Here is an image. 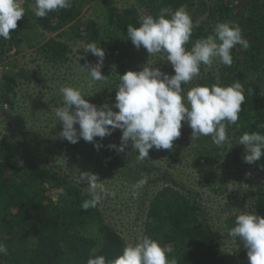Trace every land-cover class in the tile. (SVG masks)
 Wrapping results in <instances>:
<instances>
[{"label":"trees","instance_id":"obj_1","mask_svg":"<svg viewBox=\"0 0 264 264\" xmlns=\"http://www.w3.org/2000/svg\"><path fill=\"white\" fill-rule=\"evenodd\" d=\"M96 0H72V7L50 12L45 18L35 16V0H21L26 13L17 22L11 38H0V60L16 53L28 34L34 40L40 37L38 30L58 33L69 27L73 36L84 42H96L105 51L107 86L104 104L113 107L119 75L127 72L120 45L136 48L127 36V26H139V12L133 7L119 10L107 0H100L105 7L106 19L82 23L80 18L85 2ZM136 0L137 6L146 8L151 16L158 15L162 7L175 11L180 6L191 10L197 8L196 17L206 16L200 25L193 26L190 41L185 47L211 34L218 22L231 21L239 25L249 47L245 50L236 45L231 54L233 63L221 73L222 84L239 81L244 86L245 101L236 124L227 131L239 140L244 132H261L264 128V104L262 102V77L264 74V0ZM197 4V5H196ZM27 41V40H26ZM34 41V42H35ZM40 53L53 62L66 60L72 53L66 44L55 40L45 41ZM85 55L94 56L90 51ZM67 57V58H66ZM96 57V56H95ZM98 60V57H96ZM36 73H33L35 76ZM19 76L29 79L25 70L20 74L5 73L0 81V101L15 95ZM218 80L206 76L194 80L195 85H211ZM193 86V87H194ZM189 88L187 87V92ZM114 111L118 109L113 107ZM210 137V136H209ZM209 137L207 141L209 140ZM195 148L211 167L213 153L204 145L214 147L212 142L196 138ZM204 149L205 153L200 152ZM210 156V158H208ZM217 156H215L216 159ZM198 160V165H200ZM256 172L262 177V191L255 202L256 213L264 216V157L254 162ZM64 189V194L59 189ZM87 191L70 182L63 174L32 159L25 151L14 150L5 141L0 142V242L7 245V254H0V264H87L90 256L104 255L111 259L119 254L126 242L122 235L106 222L99 208L83 210L81 204L88 199ZM151 235L162 244L170 245L178 264H229L222 250L223 237L202 217L195 199L187 198L173 188H162L150 200L143 235ZM34 237L35 246L30 247L29 238ZM234 264H249L247 249L239 241Z\"/></svg>","mask_w":264,"mask_h":264},{"label":"rangeland","instance_id":"obj_2","mask_svg":"<svg viewBox=\"0 0 264 264\" xmlns=\"http://www.w3.org/2000/svg\"><path fill=\"white\" fill-rule=\"evenodd\" d=\"M107 2L119 10L135 7L139 15H151L146 8L137 6L136 0ZM188 11L193 26L206 20V16L196 17L197 8L194 6ZM105 15L104 5L96 0L88 4L85 2L80 18L84 24L95 20L104 25ZM37 32L40 35L37 41L33 34H28L27 41L24 40L16 53L11 52L6 60H0L5 73L20 74L23 69L29 77L24 80L19 76L15 95L0 101V142L9 143L14 150L25 151L32 159L44 162L85 191H88L87 182L81 183L79 174L85 171L97 174L109 190L116 192L115 197L104 198L99 208L106 222L122 235L126 243L143 236L150 200L163 187L173 188L175 192L195 199L202 217L223 237L225 260L234 264L240 240L229 237L228 231L234 226L239 211L257 212L255 202L262 191V177L256 172L255 163L248 164L243 160L244 146L237 144L238 140L229 132L228 140L222 146L204 145V149L213 153L211 160H217L208 167L204 156H199L194 141L200 138L211 144V137L208 141L204 136L193 137V131L186 122H182L181 135L173 141L172 149H150L148 158L143 161L137 159L138 150L132 149L131 142L123 152L109 147L120 145L122 131L119 129L103 139L96 137L93 142L82 138L76 144L68 142L59 136L62 123L55 117V109L62 106L60 88L65 85L80 87L91 95L85 99L99 107L104 104V98L108 99L107 93L103 94L107 80L93 82L89 88V76L84 67L94 66L97 59L85 55L84 42L73 36L72 29L66 27L58 33ZM49 40L68 45L72 53L59 63L50 61L39 51ZM119 49L127 71H140L147 64L174 74L166 52L150 55L143 47L127 49L123 45ZM103 68L106 69V64L101 69L106 76L107 70ZM224 68L218 58L211 66L202 64L200 74L182 87L185 91L187 87L192 88L194 80L202 76L211 75L221 80ZM33 73L36 75L33 76ZM261 84L264 104V74ZM94 144L101 145L99 150ZM204 149L200 152L205 153ZM198 160H201L200 165ZM142 178L146 179V184L138 190L134 189ZM134 190L138 191L135 197L132 195ZM29 244L30 247L35 246L34 237L29 238Z\"/></svg>","mask_w":264,"mask_h":264},{"label":"clouds","instance_id":"obj_3","mask_svg":"<svg viewBox=\"0 0 264 264\" xmlns=\"http://www.w3.org/2000/svg\"><path fill=\"white\" fill-rule=\"evenodd\" d=\"M72 7V0H35V16L45 18L50 12ZM21 0H0V38H11L12 30L25 14ZM138 27L129 24L127 36L139 49L143 47L152 55L166 52L174 74L160 68L144 65L140 71L129 70L119 75L114 108L108 104L97 106L85 99L82 88L65 85L60 88L62 106L55 109V117L62 123L59 136L72 144L79 139L93 142L103 139L119 129L122 131L119 146L110 148L123 152L131 142L138 150L137 159L145 160L150 149H172L173 141L180 137L182 122L193 131V137H211L217 147L228 140V126L237 124L245 101L244 86L239 81L229 85L219 80L211 85H197L185 92L187 85L200 74L201 65L211 66L215 59L231 66L232 49L240 45L249 47L238 24L231 21L218 22L212 33L197 39L190 49L187 45L193 33V21L185 6L175 11L162 7L156 16L140 14ZM85 51L98 57L94 66L84 67L89 76V88L93 82L105 80L101 72L105 51L96 42L88 43ZM78 125V128L76 127ZM264 128V123L259 125ZM245 148L244 162L252 164L264 157V134L244 132L238 143ZM99 150L100 144H94ZM79 179L87 182V195L81 204L83 210L96 208L106 197H115L99 176L90 171L81 172ZM140 179L134 189L146 184ZM59 193L64 194L60 188ZM133 197L138 191H133ZM231 238H239L247 249L249 264H264V216L255 212L239 211L234 226L228 231ZM7 245L0 242V254H7ZM87 264H178L174 249L145 234L134 242H128L115 257L90 256Z\"/></svg>","mask_w":264,"mask_h":264},{"label":"built area","instance_id":"obj_4","mask_svg":"<svg viewBox=\"0 0 264 264\" xmlns=\"http://www.w3.org/2000/svg\"><path fill=\"white\" fill-rule=\"evenodd\" d=\"M4 74H5V72H4V65H3L2 62H0V81L2 80Z\"/></svg>","mask_w":264,"mask_h":264}]
</instances>
